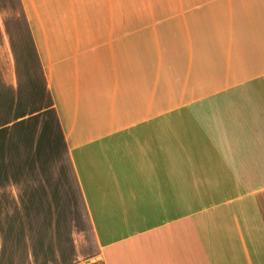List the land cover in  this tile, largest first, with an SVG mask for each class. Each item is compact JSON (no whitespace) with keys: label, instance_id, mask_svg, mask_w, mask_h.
Listing matches in <instances>:
<instances>
[{"label":"crops","instance_id":"crops-1","mask_svg":"<svg viewBox=\"0 0 264 264\" xmlns=\"http://www.w3.org/2000/svg\"><path fill=\"white\" fill-rule=\"evenodd\" d=\"M0 264H264V0H0Z\"/></svg>","mask_w":264,"mask_h":264},{"label":"rangeland","instance_id":"rangeland-1","mask_svg":"<svg viewBox=\"0 0 264 264\" xmlns=\"http://www.w3.org/2000/svg\"><path fill=\"white\" fill-rule=\"evenodd\" d=\"M131 2H133L134 4H145V2H147V0H131ZM135 14H140V13H135Z\"/></svg>","mask_w":264,"mask_h":264}]
</instances>
